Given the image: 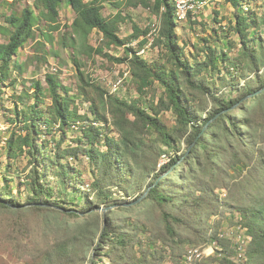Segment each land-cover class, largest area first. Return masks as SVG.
<instances>
[{
    "label": "trees",
    "instance_id": "trees-1",
    "mask_svg": "<svg viewBox=\"0 0 264 264\" xmlns=\"http://www.w3.org/2000/svg\"><path fill=\"white\" fill-rule=\"evenodd\" d=\"M226 1L235 5L227 33L237 40L226 37V45H207L209 38H203L205 56L190 62L177 44L174 0H138L160 18L153 41L166 52L167 65H151L137 55L148 38L130 46L141 29L133 24V34L121 38V16L104 17L99 0H33V9L0 12V32L8 34V41L0 43V95L15 83L10 79L12 61L29 39H36L37 21L48 27L41 34L42 49L53 43L51 32L60 28L64 2L75 13L71 36L85 40L95 29L107 45L124 51L114 57L103 46L86 45L82 53L127 63L139 94L130 100L109 94L80 70L78 61L81 91L90 87L95 92L87 113L91 118L77 112L69 88L49 72L45 81L51 104L45 112L39 110L44 88L33 82V113L19 118L17 111L10 123L21 122V132L12 127L7 139L9 157L28 158L30 170L17 182V189L27 191L11 194L12 179L4 177L0 247H11L32 264H99L104 260L96 258L100 255L109 260L104 264H183L187 244L205 247L217 240L222 256L192 264H264V4L256 15L246 6L250 0ZM60 40L76 50L68 31ZM236 45L239 52L232 55ZM214 70L219 76H213ZM155 82L163 90L146 104ZM163 111L174 115L171 126L162 120ZM68 132L77 133L69 143L64 140ZM57 134L62 138L55 140ZM80 161L89 166V182L82 179ZM229 212L237 218L229 219ZM225 220L251 236L246 260L235 262L232 240L219 236Z\"/></svg>",
    "mask_w": 264,
    "mask_h": 264
},
{
    "label": "rangeland",
    "instance_id": "rangeland-1",
    "mask_svg": "<svg viewBox=\"0 0 264 264\" xmlns=\"http://www.w3.org/2000/svg\"><path fill=\"white\" fill-rule=\"evenodd\" d=\"M8 1L14 2L11 5H7L4 3L5 0H0V12L2 15L20 13L24 7L33 9V0ZM240 1L247 2V0ZM99 2L103 7L101 12L104 17L115 19L117 16H121L117 19L119 26L118 35L121 38H128L131 34H133V24L137 25L141 29L142 32L139 37L135 38V40H132L130 43V46L134 48L137 47V43L149 33L152 23H160L159 16L152 13L149 8L139 5L138 0H99ZM189 2L193 4L196 3V5L200 2L202 5L197 7L195 12H191V16L185 21L178 22L176 27V38L177 44L180 47H183L184 53L190 62H193L196 57H200L202 59L203 56H205V51L203 50V44L205 41L203 38H209V42H206L207 45H226L228 42L227 40L229 39L237 40V37L233 34V32L227 33L228 22H231V19L233 20L234 17V4L226 0H189ZM249 3L251 6H246L254 10L256 15L263 12L264 0H250ZM243 5L240 8L245 9V5ZM215 11L218 12V16H216L218 21L215 20ZM74 17L75 13L72 7L67 5L65 2L62 3L58 16L60 28L51 32L54 37L53 43H46L44 49H42V46L40 45V42L43 43L41 34L43 30L45 31L48 27L45 25L46 23L43 20L37 21L34 25L33 28L36 39H29L19 49L15 60L12 61L10 79H13L15 83H13V85L6 86L3 93L0 95V120L2 122H12L13 120H16L15 114L17 111L20 114L19 118H21V114L29 115V113H33V103L35 98L32 96V92L33 82L36 81L41 82V86L44 88L43 96L45 97L43 104H40L38 109L45 112L46 106L51 104V99L49 98L48 90L46 89L47 84L45 81V74L48 72L58 76L62 84L69 88L68 95L71 99L75 100L73 106L77 107V112L84 116L90 115L92 118L91 113H87L89 110V101L95 98V92L90 87L86 88L85 93L81 91L77 62H81L80 70L83 71L88 78L98 83L105 90L109 89L110 83L116 78V75L121 71L125 62L119 63L115 60L108 59L102 54H93L92 56H88L87 54L82 53V49H87V46H92L94 48L103 46L104 52H107L114 57L122 56L124 51L122 47L107 45L102 39V34L95 29L92 30L85 40L79 36H71L72 30L70 29V24ZM2 24L5 28H10V30L12 29L11 27H8L7 23L4 21V17H2ZM224 26H226V28ZM213 29H217L219 33H215ZM144 30H148V32L144 34ZM67 31L70 37L76 39L75 49L77 52L70 46L66 47L61 43V34ZM260 36L264 38L263 33H260ZM217 37H220V43L216 42ZM226 37H229V39ZM7 41L8 34L5 31L0 32V43H5ZM154 43L155 42L153 41V44H150L146 48L144 58L151 65L154 63L167 65L166 52L162 49V47L154 45ZM73 52L77 53V55L74 56ZM230 52L232 55H234V53H238L239 45L234 46ZM16 62L17 64L19 62V64L16 65ZM221 65H223V63ZM232 72V69H229L227 74L230 75ZM260 72H262V70ZM212 73L214 77H217L220 72H218V70H214ZM221 73H223V70ZM243 82L244 81H241V84ZM162 90V87L155 82L153 84V89H150L145 97V103L147 104L151 101V99H153L154 93L155 96L158 97ZM117 95L128 100L138 97L139 94L132 78L128 81V86L122 87L120 91L117 92ZM207 108L209 109L210 105H208ZM161 118L168 126H171L175 119L174 115L170 111H163L161 113ZM20 123L17 121L16 126H14V130L20 129L19 133L21 132ZM10 132L11 131H9L6 135L9 136ZM76 134V132H68L66 138H64L65 142H71V139H73ZM60 136V134H57L55 136V140L62 138V136ZM1 138L2 136L0 135V140ZM78 163L77 164L80 168H84L82 179L85 182H89L91 179L90 171L88 170L89 166L83 161ZM29 170L30 165L25 154H21L15 158L9 157L7 145H0V186L4 182V177L8 180L14 178L16 181H19V176L28 173ZM26 191L27 190L23 189V187H19V189L14 187L11 189V194ZM237 216L238 214L230 212L227 215L229 219L233 220H235ZM222 225L223 227L221 228L224 230L233 227L229 225L227 220H225ZM243 238L244 237H242V239ZM191 245L195 244H187L186 248ZM96 258L104 259L99 262V264L109 262L107 257L103 255ZM165 263L171 264V261L165 260ZM186 263L187 261L183 260V264ZM0 264H32V261L29 257L16 256V254L12 252L11 247L2 246L0 247ZM187 264H192V261Z\"/></svg>",
    "mask_w": 264,
    "mask_h": 264
},
{
    "label": "built area",
    "instance_id": "built-area-1",
    "mask_svg": "<svg viewBox=\"0 0 264 264\" xmlns=\"http://www.w3.org/2000/svg\"><path fill=\"white\" fill-rule=\"evenodd\" d=\"M175 2V19L177 22L185 21L188 18L189 12H195L196 8L199 7V4L196 5L189 2V0H174ZM160 28V23L156 24V22L151 24V30L146 35L148 38L147 43L141 47V49H138L136 52L137 55L141 57H145L144 53L146 48L153 43L154 37L157 35ZM130 45V44H129ZM132 78L130 67L127 63L123 65L121 71L116 75V78L110 83L109 89L107 90L109 94H115L117 95V92L120 91V89L124 86H128V81ZM14 123L10 122H2L0 120V135L2 136L0 140L1 145H7V139L9 136L8 132L14 127ZM222 194L225 193L224 190L221 191ZM215 217H211L210 223H212L213 219ZM219 236L228 238L232 240V244L237 249V254L233 259L235 262L236 260H246L245 255V249L246 245L251 239V236L248 234L245 228H242L240 225H236L230 228H227L224 230L223 228L219 231ZM242 237H244L242 239ZM219 254V256H218ZM224 254L222 245L218 243L217 240H213L209 245L202 247V246H196L191 245L187 247V253L184 255L183 260H201L204 257L216 255L217 257H220Z\"/></svg>",
    "mask_w": 264,
    "mask_h": 264
},
{
    "label": "water",
    "instance_id": "water-1",
    "mask_svg": "<svg viewBox=\"0 0 264 264\" xmlns=\"http://www.w3.org/2000/svg\"><path fill=\"white\" fill-rule=\"evenodd\" d=\"M146 193H144L142 196H140L137 200H135V201H133L131 204H136L137 202H139L143 197H144V195H145ZM125 205H130V204H125ZM111 207V206H110ZM110 207H101L100 209L102 210V211H106L108 208H110Z\"/></svg>",
    "mask_w": 264,
    "mask_h": 264
},
{
    "label": "crops",
    "instance_id": "crops-1",
    "mask_svg": "<svg viewBox=\"0 0 264 264\" xmlns=\"http://www.w3.org/2000/svg\"><path fill=\"white\" fill-rule=\"evenodd\" d=\"M11 2V1H10ZM1 145V144H0ZM6 146V145H5ZM17 177V176H16ZM11 179H13V180H11V182H10V185L12 186V188H14V187H16L17 188V182L18 181H16V179H14V178H11ZM3 184V183H2Z\"/></svg>",
    "mask_w": 264,
    "mask_h": 264
},
{
    "label": "bare ground",
    "instance_id": "bare-ground-1",
    "mask_svg": "<svg viewBox=\"0 0 264 264\" xmlns=\"http://www.w3.org/2000/svg\"><path fill=\"white\" fill-rule=\"evenodd\" d=\"M185 261H187V263H190V261H192V260H185ZM187 263H186V264H187Z\"/></svg>",
    "mask_w": 264,
    "mask_h": 264
}]
</instances>
